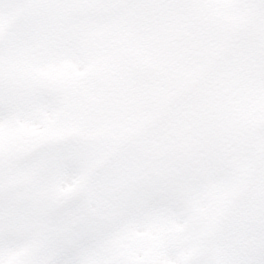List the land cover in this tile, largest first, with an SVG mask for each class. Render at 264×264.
Returning a JSON list of instances; mask_svg holds the SVG:
<instances>
[{
    "label": "snow or ice",
    "instance_id": "6c2138e0",
    "mask_svg": "<svg viewBox=\"0 0 264 264\" xmlns=\"http://www.w3.org/2000/svg\"><path fill=\"white\" fill-rule=\"evenodd\" d=\"M0 264H264V0H0Z\"/></svg>",
    "mask_w": 264,
    "mask_h": 264
}]
</instances>
